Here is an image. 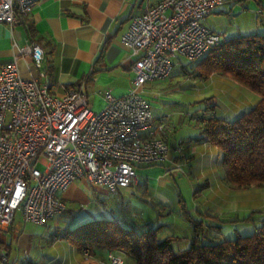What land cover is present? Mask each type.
<instances>
[{"label": "built area", "instance_id": "1", "mask_svg": "<svg viewBox=\"0 0 264 264\" xmlns=\"http://www.w3.org/2000/svg\"><path fill=\"white\" fill-rule=\"evenodd\" d=\"M221 1L157 0L134 15L122 36L135 57L131 89L124 96L106 90L99 111L83 84L58 95L38 78H22L16 61L0 66V225L11 224L21 211L25 222L45 226L66 210L62 192L75 180L116 194L137 182L138 166L182 150L180 140H169L167 118L153 115L143 85L168 77L178 58L197 59L221 40L204 24ZM39 2L0 0V23H17ZM21 52L31 54L41 70L39 44L29 42ZM0 257L6 260L4 251ZM108 259L125 262L115 251Z\"/></svg>", "mask_w": 264, "mask_h": 264}, {"label": "crops", "instance_id": "2", "mask_svg": "<svg viewBox=\"0 0 264 264\" xmlns=\"http://www.w3.org/2000/svg\"><path fill=\"white\" fill-rule=\"evenodd\" d=\"M156 1L40 0L31 14L21 17L17 23H0V66L16 61L22 78H38L58 95L63 94L67 88L83 84L92 109L99 111L106 105V90L115 96H124L131 89L134 76L131 66L135 57L123 43L122 36L130 19ZM204 24L217 32L221 40L260 33L258 28L264 25V0H222L204 19ZM29 42L39 44L44 50L41 70L35 66L31 54L21 52ZM177 64L182 67L185 65L182 57L175 60L174 66ZM40 71L44 72V76L40 77ZM218 75L212 76L220 82ZM152 89L158 94L166 90L158 91L156 83H153ZM167 114L172 113H153L156 118L169 116ZM182 119L176 116L177 123H181ZM169 140H180L183 143L188 172H195L197 180L207 190L202 196L203 204L197 201L196 191L193 196L205 216L218 223L236 222L252 210L264 212V186L237 189L229 185L223 178L219 150L203 140L202 133L197 137L184 138L176 137L171 131ZM179 155L171 149L167 160L156 164H169L166 170L169 173L175 163L180 161ZM156 164L138 166L136 184L120 188L117 194L109 193L103 186H92L84 179L75 180L62 192L66 210L50 219L45 226L25 222L21 211H17L11 224L0 225V252L6 254V260L0 257V264H110L108 251L98 250L86 255L83 248L72 244L69 234L76 226L71 227L73 212L68 211L72 210V205L85 202L87 195L84 188H88L93 191L96 201L103 205V215L111 212L112 218L131 226L136 216L127 210L128 202L125 200L131 198L135 190L145 187L144 193L149 194L147 186L157 183L165 186L170 182L166 172L153 177L144 176L148 174L147 167ZM111 197L115 199L113 204ZM98 211H88V221L100 218ZM196 212L201 214L198 210ZM140 219L141 222L153 221L152 215L141 216ZM185 221L192 231L186 216ZM210 230L218 231L213 226ZM166 235L180 236L176 241L188 236L173 231H168ZM124 264L138 263L126 255Z\"/></svg>", "mask_w": 264, "mask_h": 264}, {"label": "trees", "instance_id": "3", "mask_svg": "<svg viewBox=\"0 0 264 264\" xmlns=\"http://www.w3.org/2000/svg\"><path fill=\"white\" fill-rule=\"evenodd\" d=\"M194 65L202 78L219 74L257 94V101L233 119L213 114L198 120L203 140L220 152L225 181L237 189L264 186V33L222 39ZM256 214L260 219L252 233L211 242H202L201 231L212 226L185 215L193 238L188 248L178 251L173 243L181 237L159 238L160 225L146 222L139 230L112 217L77 225L69 240L91 254L98 250L120 252L138 264H264V212L252 210L235 221L250 220ZM213 227L219 233L220 227Z\"/></svg>", "mask_w": 264, "mask_h": 264}, {"label": "rangeland", "instance_id": "4", "mask_svg": "<svg viewBox=\"0 0 264 264\" xmlns=\"http://www.w3.org/2000/svg\"><path fill=\"white\" fill-rule=\"evenodd\" d=\"M258 30V32L264 33V25L260 26ZM198 59L192 61L182 58L185 62L184 68L177 64L173 66L172 74L170 73L171 75L168 78L149 81L143 85L142 95L148 99L152 113H172L164 117L167 118L169 128L176 137H197L201 133L199 117H208L214 114L225 119H233L240 112L248 109L251 104H254L258 98L257 94L229 78L220 77L222 75H218L220 82L216 81V78L212 76L213 74L202 78L198 75L194 65ZM153 83H156L158 91L162 92L166 88L164 93L158 94L156 90L154 92L152 89ZM174 113L175 116H173ZM176 116L183 118L181 123H177ZM159 119L163 118L160 117ZM171 131H169L170 134ZM181 144L180 161L178 160L175 163L176 165L169 173L166 172L167 168L170 167L167 163L149 166L147 167L149 170L146 172L148 174L143 173L144 176L153 177L158 173L166 172V177L170 182L165 186L158 185V183L154 186H147L149 194L144 193L145 187L144 189L135 190L132 197L125 200L128 202L127 210L132 216H136L131 226L139 230L143 229V223L146 222H144L145 220L141 222V216L152 215L153 221L148 224L153 227L162 225L159 238H163L168 231H173L176 234H188L186 238L173 243L176 251L188 248L193 238L189 223L185 221V215L188 214L200 217L204 224L220 227L218 234H216V231L212 232L211 228H205L201 231L202 242L234 238L237 233H240V235L252 233L259 223L260 215L258 214L250 220L218 223L205 216L201 208L197 207L199 203L193 199L194 191L198 194L197 201L203 204L202 196L207 190H204L201 182L199 183L195 172H188L186 158L183 155V143L181 142ZM84 190L87 195L85 202L72 205V210L68 211L69 213L73 212L71 218H74V220L71 227L88 221L87 213L90 210H99V217H112L111 212L105 215L101 213L104 210L103 205L96 201L91 189L84 188ZM113 200L115 199L111 197V204H113ZM257 203L256 205H259ZM196 210L200 211L201 214H198ZM124 217H127V213L124 214ZM158 221L160 224H158ZM206 229L209 231H206Z\"/></svg>", "mask_w": 264, "mask_h": 264}]
</instances>
